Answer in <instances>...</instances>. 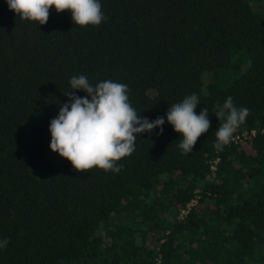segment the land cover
<instances>
[{
	"label": "trees",
	"instance_id": "1",
	"mask_svg": "<svg viewBox=\"0 0 264 264\" xmlns=\"http://www.w3.org/2000/svg\"><path fill=\"white\" fill-rule=\"evenodd\" d=\"M100 3L106 19L82 27L0 0V264H264V0ZM79 75L165 118L119 172H79L49 146L64 91L87 96L70 89ZM193 93L211 126L184 154L166 112ZM228 96L250 115L217 151Z\"/></svg>",
	"mask_w": 264,
	"mask_h": 264
},
{
	"label": "clouds",
	"instance_id": "2",
	"mask_svg": "<svg viewBox=\"0 0 264 264\" xmlns=\"http://www.w3.org/2000/svg\"><path fill=\"white\" fill-rule=\"evenodd\" d=\"M10 10L23 20L48 22L50 8L71 12L75 25H99L106 19L100 0H6ZM70 89L83 90L81 97L75 91H64L68 101L61 104L58 115L49 124L50 148L69 160L79 172L98 167L104 171H121L118 161L130 156L135 150L137 134L152 132L159 128L163 133L164 117L149 121L142 117L129 101L126 84L104 80L95 86L85 75L73 76ZM199 97L193 93L181 102L173 104L166 112V120L174 131L182 136L179 148L184 154L191 153L198 138L206 133L211 122L205 107L196 113ZM215 115L219 120L214 148L223 151L229 145L236 131L246 122L250 110L238 108L231 96L222 105H216ZM7 239L0 240V248L6 247Z\"/></svg>",
	"mask_w": 264,
	"mask_h": 264
},
{
	"label": "built area",
	"instance_id": "3",
	"mask_svg": "<svg viewBox=\"0 0 264 264\" xmlns=\"http://www.w3.org/2000/svg\"><path fill=\"white\" fill-rule=\"evenodd\" d=\"M192 202H193V201H192ZM189 204H190V203L186 204V208H188ZM186 208H185V209H182L181 212H184V211L186 210Z\"/></svg>",
	"mask_w": 264,
	"mask_h": 264
}]
</instances>
